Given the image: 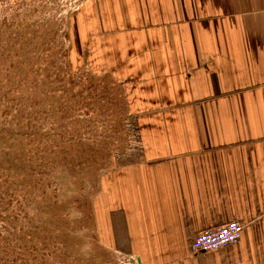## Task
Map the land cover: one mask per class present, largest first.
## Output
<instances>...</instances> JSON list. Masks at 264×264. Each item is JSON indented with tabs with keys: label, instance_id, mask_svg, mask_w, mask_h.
Here are the masks:
<instances>
[{
	"label": "crops",
	"instance_id": "0c3cea01",
	"mask_svg": "<svg viewBox=\"0 0 264 264\" xmlns=\"http://www.w3.org/2000/svg\"><path fill=\"white\" fill-rule=\"evenodd\" d=\"M69 7L71 62L121 84L134 132L93 200L105 248L136 264H264V0ZM229 221L237 242L191 251Z\"/></svg>",
	"mask_w": 264,
	"mask_h": 264
},
{
	"label": "rangeland",
	"instance_id": "374dc122",
	"mask_svg": "<svg viewBox=\"0 0 264 264\" xmlns=\"http://www.w3.org/2000/svg\"><path fill=\"white\" fill-rule=\"evenodd\" d=\"M70 10L0 2V264H136L102 244L93 205L134 146L124 91L71 62Z\"/></svg>",
	"mask_w": 264,
	"mask_h": 264
},
{
	"label": "built area",
	"instance_id": "2783aa9c",
	"mask_svg": "<svg viewBox=\"0 0 264 264\" xmlns=\"http://www.w3.org/2000/svg\"><path fill=\"white\" fill-rule=\"evenodd\" d=\"M244 226L238 221H229L217 227L199 231L191 240L193 253L210 252L237 242ZM133 261L136 260L132 257Z\"/></svg>",
	"mask_w": 264,
	"mask_h": 264
}]
</instances>
